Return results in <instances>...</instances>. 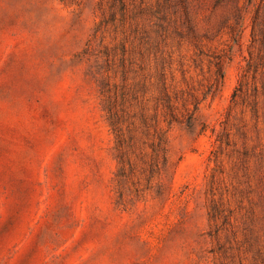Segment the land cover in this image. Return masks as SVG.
I'll return each instance as SVG.
<instances>
[{"label":"rangeland","instance_id":"374dc122","mask_svg":"<svg viewBox=\"0 0 264 264\" xmlns=\"http://www.w3.org/2000/svg\"><path fill=\"white\" fill-rule=\"evenodd\" d=\"M0 264H264V0H0Z\"/></svg>","mask_w":264,"mask_h":264},{"label":"trees","instance_id":"16d2710c","mask_svg":"<svg viewBox=\"0 0 264 264\" xmlns=\"http://www.w3.org/2000/svg\"><path fill=\"white\" fill-rule=\"evenodd\" d=\"M182 1H185V2H187L188 0H182Z\"/></svg>","mask_w":264,"mask_h":264}]
</instances>
